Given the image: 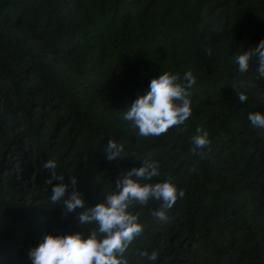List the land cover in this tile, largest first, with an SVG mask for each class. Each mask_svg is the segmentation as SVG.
<instances>
[{
	"label": "trees",
	"instance_id": "trees-1",
	"mask_svg": "<svg viewBox=\"0 0 264 264\" xmlns=\"http://www.w3.org/2000/svg\"><path fill=\"white\" fill-rule=\"evenodd\" d=\"M261 40L264 0H0V264H31L47 234L86 238L97 226L79 214L143 159L160 166L149 183L170 181L185 196L165 221L151 214L159 201L129 206L143 226L129 264H264V127L248 119L264 114V77L255 58L247 73L234 62ZM189 68L192 115L139 136L124 111L153 78L183 83ZM200 127L211 140L203 157L191 151ZM109 139L124 143L123 158H106ZM49 159L63 181L43 168ZM56 183L85 206L65 217L49 199Z\"/></svg>",
	"mask_w": 264,
	"mask_h": 264
},
{
	"label": "clouds",
	"instance_id": "clouds-1",
	"mask_svg": "<svg viewBox=\"0 0 264 264\" xmlns=\"http://www.w3.org/2000/svg\"><path fill=\"white\" fill-rule=\"evenodd\" d=\"M206 52L212 55L211 48ZM255 58L258 62L257 72L264 77V40H261L250 50L241 49L234 56V62L238 65L240 73H247L250 63ZM196 84V76L191 68L183 75V83L178 74L164 72L151 80L149 92L136 99L129 110H125L122 119L132 122L138 129L141 137H158L166 133L171 127L184 124L192 115L190 93L188 89ZM236 94L241 103L248 100L245 92L240 91L235 85ZM248 119L253 125L264 127V114L250 112ZM193 155L199 151L204 156L203 149L207 148L211 140L209 133L204 128L197 129V135L192 137ZM125 145L116 139H109L104 153L109 161L123 158ZM58 165L54 159H49L43 164L51 174L53 181H63L64 174L57 175ZM159 163L143 159V166L128 170L121 178L116 180V191L106 193V199L87 208L80 213L78 220L83 226L96 225L85 238L83 233L54 235L47 234L42 238L38 246L28 252L31 264H129L125 256L129 246L142 234L143 226L138 222L139 217L128 211L131 204L137 203L146 206L149 200L160 202L159 208L151 214L160 221L167 219V211L170 210L179 198L185 196L183 189L178 190L170 181L149 183L160 175ZM197 170L194 166L189 168L190 173ZM77 179L71 178V185L75 186ZM69 185L56 183L51 188L49 197L52 205H63L64 216L74 212L77 208H83L85 201L79 192L73 191L67 196ZM62 201V204H61ZM141 257L150 261L158 259V253L152 251L140 252Z\"/></svg>",
	"mask_w": 264,
	"mask_h": 264
}]
</instances>
